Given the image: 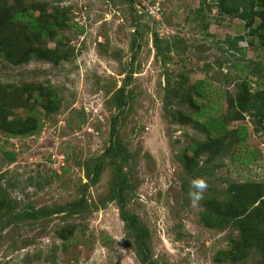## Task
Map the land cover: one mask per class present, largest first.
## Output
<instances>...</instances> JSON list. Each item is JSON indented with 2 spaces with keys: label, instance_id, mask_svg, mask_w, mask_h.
<instances>
[{
  "label": "rangeland",
  "instance_id": "1",
  "mask_svg": "<svg viewBox=\"0 0 264 264\" xmlns=\"http://www.w3.org/2000/svg\"><path fill=\"white\" fill-rule=\"evenodd\" d=\"M219 5L0 0V117L25 123L38 110L44 125L9 138L0 121V264H142L111 200L112 168L97 183L87 177L117 118L130 156L127 209L157 264H264V208L226 214L224 204L233 185H264V121L255 117L264 20L243 22ZM249 89L248 112L232 111L222 153L208 160L202 121L226 119ZM211 208L223 218L216 229L203 222Z\"/></svg>",
  "mask_w": 264,
  "mask_h": 264
},
{
  "label": "trees",
  "instance_id": "2",
  "mask_svg": "<svg viewBox=\"0 0 264 264\" xmlns=\"http://www.w3.org/2000/svg\"><path fill=\"white\" fill-rule=\"evenodd\" d=\"M219 9L222 15L236 16L243 22H256V20H264V0H219ZM31 24L35 25V21L31 20ZM260 47L259 52L264 55V37L260 34ZM232 49H237V42L231 44ZM205 83L200 81L194 86V92L199 98H203L206 93ZM123 92L122 90L119 92ZM254 100V96L249 91H245L236 99H233L229 105V113L226 119L215 116H209L207 120L202 121L204 127L209 134L210 143L207 145V149L210 150L209 159L214 161L222 153L223 146L225 144V137L228 134V121H235L232 117V111L238 110L240 114L246 113L249 110V105ZM126 96L122 102V107H126ZM47 111H52L51 105L46 106ZM124 113V110L121 111ZM204 114L202 115V118ZM255 117L264 121V103L257 102L255 109ZM119 118H117L112 125L111 132V144L106 150L104 155L100 157L97 162L89 167V173L87 175L91 183L99 182L105 166L112 168L114 172L113 182L111 185L112 201H115L119 206L120 218L125 223L127 229L134 233L135 242L138 248V254L141 256L142 264H157L156 261L150 255V250L147 244L148 233L143 228L139 219L131 214L126 205V193L130 190V179L126 172V166L129 164L130 156L127 149L122 144L119 138ZM0 121L3 122L4 133L9 138H15L19 136H35L39 134L43 128V122L41 119V112L35 111L34 115L29 118L25 123H19L16 121H8L3 116L0 117ZM240 136L242 133L245 136H241V141L245 144L248 137V130L240 129ZM196 155L201 153L197 148ZM254 155H251L249 162L252 161ZM9 161L14 162V157L9 155ZM258 185V186H257ZM232 198L226 201L225 211L226 214L232 213L236 210L245 213L251 209V207L257 208L256 210L264 208V185L259 183H244L241 185H233L231 187ZM261 206V207H260ZM216 214L215 222L208 221L207 218ZM238 218V217H237ZM223 218L217 215V212L212 208L207 211L203 222L209 228H219L223 224ZM252 224V221L250 222ZM256 230V229H255ZM257 233L260 234L262 230L257 229Z\"/></svg>",
  "mask_w": 264,
  "mask_h": 264
}]
</instances>
